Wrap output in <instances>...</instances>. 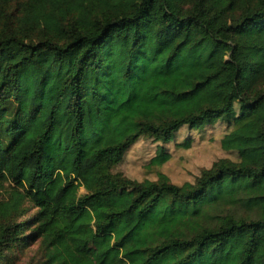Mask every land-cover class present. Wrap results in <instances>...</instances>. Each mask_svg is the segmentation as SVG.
Returning a JSON list of instances; mask_svg holds the SVG:
<instances>
[{
  "label": "trees",
  "instance_id": "16d2710c",
  "mask_svg": "<svg viewBox=\"0 0 264 264\" xmlns=\"http://www.w3.org/2000/svg\"><path fill=\"white\" fill-rule=\"evenodd\" d=\"M217 123L236 159L157 170ZM0 192V264H264V0H0Z\"/></svg>",
  "mask_w": 264,
  "mask_h": 264
},
{
  "label": "rangeland",
  "instance_id": "374dc122",
  "mask_svg": "<svg viewBox=\"0 0 264 264\" xmlns=\"http://www.w3.org/2000/svg\"><path fill=\"white\" fill-rule=\"evenodd\" d=\"M226 128L217 123L214 126H206L201 131L182 130L176 138L180 142L186 136L193 139L191 147L188 149L179 148L175 143H167L166 147L171 153V158L161 167L157 168L167 175L171 182L182 184L183 182H192L204 167H209L211 163L219 157H228L236 159V155L231 152L223 151L219 145V139L226 131ZM156 143L147 136H141L125 153L122 162L115 168V171L124 176L141 180L144 178L155 179V169H148L146 164L149 158L154 155ZM83 189L79 193H83ZM2 194V192H0ZM29 213L23 217L28 221L31 215L35 213L34 207H29ZM33 231L26 227L25 235L32 234ZM243 235H237L235 240L239 245ZM257 254L264 258V241L261 243ZM6 264H39L42 255L39 250L38 240L28 239L22 244L8 250L4 253ZM7 257L10 259L7 260ZM230 259L224 260L219 264H229ZM157 264H167L159 262Z\"/></svg>",
  "mask_w": 264,
  "mask_h": 264
}]
</instances>
